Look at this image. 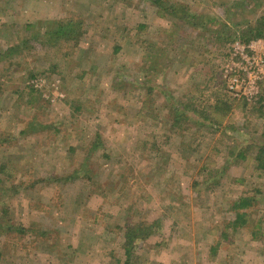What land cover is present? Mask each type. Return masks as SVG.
I'll return each instance as SVG.
<instances>
[{
  "label": "rangeland",
  "instance_id": "rangeland-1",
  "mask_svg": "<svg viewBox=\"0 0 264 264\" xmlns=\"http://www.w3.org/2000/svg\"><path fill=\"white\" fill-rule=\"evenodd\" d=\"M162 3L0 0V264H264V0Z\"/></svg>",
  "mask_w": 264,
  "mask_h": 264
},
{
  "label": "built area",
  "instance_id": "built-area-1",
  "mask_svg": "<svg viewBox=\"0 0 264 264\" xmlns=\"http://www.w3.org/2000/svg\"><path fill=\"white\" fill-rule=\"evenodd\" d=\"M224 71L228 91L235 98L255 99L264 80V41L231 44Z\"/></svg>",
  "mask_w": 264,
  "mask_h": 264
},
{
  "label": "trees",
  "instance_id": "trees-1",
  "mask_svg": "<svg viewBox=\"0 0 264 264\" xmlns=\"http://www.w3.org/2000/svg\"><path fill=\"white\" fill-rule=\"evenodd\" d=\"M154 3L157 5V12L161 16H168V14H169V15L178 17L180 19H183V17H181V16L184 13H188V11H186L182 7L175 8L174 4H170L169 6L163 5L162 0H154ZM69 21L70 20L67 19L65 24H60L59 23L60 25H58L59 28H57V29H59L60 31L62 29L69 30L70 29ZM257 23H258V25L256 27H258V28L253 29L252 26L249 27L248 32H247L248 34L246 35V40H248V38H250V37H255V36H259V35L264 36V15L260 16L259 18H257ZM60 34H62V33H60ZM55 39H59V37H57ZM237 156L238 157H242V158H246V159L249 158V156H247V154H243L240 151L237 153ZM253 158L257 162V168H260V169L264 168V146H260V147L257 148V151H256V153H255ZM238 201H239L238 202L239 206H237V207L234 206L235 210H239L244 205H248L246 197H240V200H238ZM236 215H238V216H236V220H237V219H239L240 216H239V214H236ZM127 242H129V240ZM127 246H129V245H127ZM125 252L128 254L129 253V248H127V249L125 248ZM127 257H128V259L125 260L124 264H131L130 263V259H129L130 256H127Z\"/></svg>",
  "mask_w": 264,
  "mask_h": 264
}]
</instances>
